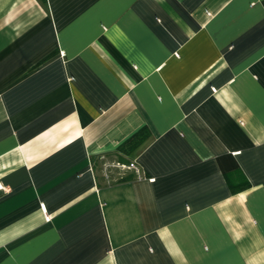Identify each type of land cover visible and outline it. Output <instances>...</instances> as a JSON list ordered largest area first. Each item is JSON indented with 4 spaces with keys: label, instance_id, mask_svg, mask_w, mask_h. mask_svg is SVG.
Masks as SVG:
<instances>
[{
    "label": "crops",
    "instance_id": "0c3cea01",
    "mask_svg": "<svg viewBox=\"0 0 264 264\" xmlns=\"http://www.w3.org/2000/svg\"><path fill=\"white\" fill-rule=\"evenodd\" d=\"M0 264H264V0H0Z\"/></svg>",
    "mask_w": 264,
    "mask_h": 264
},
{
    "label": "trees",
    "instance_id": "16d2710c",
    "mask_svg": "<svg viewBox=\"0 0 264 264\" xmlns=\"http://www.w3.org/2000/svg\"><path fill=\"white\" fill-rule=\"evenodd\" d=\"M149 137V130L142 127L129 136L124 142L118 146V151L121 153L120 162L126 161L125 157L138 148Z\"/></svg>",
    "mask_w": 264,
    "mask_h": 264
},
{
    "label": "built area",
    "instance_id": "2783aa9c",
    "mask_svg": "<svg viewBox=\"0 0 264 264\" xmlns=\"http://www.w3.org/2000/svg\"><path fill=\"white\" fill-rule=\"evenodd\" d=\"M115 165L120 166V167L132 168V169L135 171V173H136L137 175H139V168H138V166H137L134 162H132V161H130V162L127 163V164L117 162V163H115Z\"/></svg>",
    "mask_w": 264,
    "mask_h": 264
},
{
    "label": "rangeland",
    "instance_id": "374dc122",
    "mask_svg": "<svg viewBox=\"0 0 264 264\" xmlns=\"http://www.w3.org/2000/svg\"><path fill=\"white\" fill-rule=\"evenodd\" d=\"M107 161V163H109L110 161L109 160H106Z\"/></svg>",
    "mask_w": 264,
    "mask_h": 264
}]
</instances>
